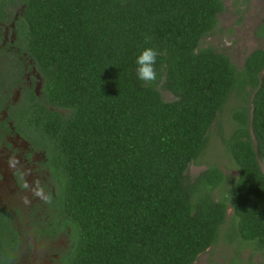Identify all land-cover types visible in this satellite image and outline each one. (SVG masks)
I'll list each match as a JSON object with an SVG mask.
<instances>
[{
	"label": "trees",
	"instance_id": "trees-1",
	"mask_svg": "<svg viewBox=\"0 0 264 264\" xmlns=\"http://www.w3.org/2000/svg\"><path fill=\"white\" fill-rule=\"evenodd\" d=\"M4 2L22 6L20 47L40 74L27 123L56 184L43 229L66 237L57 264H194L229 205L237 236L264 250V20L263 47L237 68L200 45L223 0ZM148 47L161 55L146 85L136 59ZM232 94L240 102L225 143L236 177L217 165L190 176ZM226 182L233 203L216 197ZM9 223L0 211V254Z\"/></svg>",
	"mask_w": 264,
	"mask_h": 264
},
{
	"label": "flooded vegetation",
	"instance_id": "flooded-vegetation-1",
	"mask_svg": "<svg viewBox=\"0 0 264 264\" xmlns=\"http://www.w3.org/2000/svg\"><path fill=\"white\" fill-rule=\"evenodd\" d=\"M21 7L0 0V211L14 229L2 232L7 245L0 264H16L25 245L39 247L38 258L32 261L40 264V241H52L62 234L50 236L43 229L56 184L40 140L26 133L28 129L37 134L28 127L27 110L31 91L40 94V74L20 47L17 21ZM65 245L66 237L57 252L44 253L41 264H57Z\"/></svg>",
	"mask_w": 264,
	"mask_h": 264
},
{
	"label": "rangeland",
	"instance_id": "rangeland-1",
	"mask_svg": "<svg viewBox=\"0 0 264 264\" xmlns=\"http://www.w3.org/2000/svg\"><path fill=\"white\" fill-rule=\"evenodd\" d=\"M223 3L224 10L218 15V24L214 32L205 36L200 45H210L217 51L226 53L237 68H241L244 58L250 51L263 47V40L256 35L255 29L264 20V0H223ZM162 95L165 99H171L170 94L165 91H162ZM239 102V98L232 94L224 104L209 131L206 148L189 167L190 176L196 175L209 165H217L223 171L227 181L236 177L237 168L227 150L225 140L235 127L232 112ZM26 131L31 139L36 138L34 133L28 129ZM227 186L230 185L218 188L216 197L222 198L228 195L223 199L233 203L235 199V194L232 193L233 187L227 188ZM236 229L237 219L233 218L232 208L229 205L227 219L219 229L217 242L200 254L194 264H264V250L258 249L252 242L241 240L237 236ZM64 242L63 233L52 241L47 239L40 241V264L44 253L50 256L53 252H57ZM38 248L25 245L23 254L20 253L16 264H34L32 259L35 256L38 258ZM22 258L26 260L22 261Z\"/></svg>",
	"mask_w": 264,
	"mask_h": 264
},
{
	"label": "clouds",
	"instance_id": "clouds-1",
	"mask_svg": "<svg viewBox=\"0 0 264 264\" xmlns=\"http://www.w3.org/2000/svg\"><path fill=\"white\" fill-rule=\"evenodd\" d=\"M152 38L145 36V42H149ZM160 51L156 48H145L136 59V74L137 78L143 81L146 85L155 83L157 80L156 63ZM39 195V193H37Z\"/></svg>",
	"mask_w": 264,
	"mask_h": 264
}]
</instances>
